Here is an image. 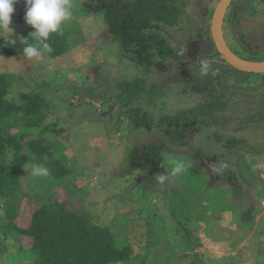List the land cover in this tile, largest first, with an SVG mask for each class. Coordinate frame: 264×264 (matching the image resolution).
<instances>
[{
    "label": "rangeland",
    "instance_id": "1",
    "mask_svg": "<svg viewBox=\"0 0 264 264\" xmlns=\"http://www.w3.org/2000/svg\"><path fill=\"white\" fill-rule=\"evenodd\" d=\"M85 1L49 0L44 6L35 4L36 0H0V37L40 24L67 29L72 44L68 52L52 60L34 50L0 57V72L14 77L9 99L18 100L21 93L34 90L50 101L51 115L30 130L25 141L46 137L54 157L67 170L56 179L36 162L25 165L19 179L29 196L20 199L17 225L26 228L34 206L54 196L68 201L69 208L86 212L93 222L109 226L120 243L133 247V259L116 264H264V121L248 123L264 113V79H259L264 74H242L250 79L245 84L238 81L241 75L221 73L222 62L215 53L206 55L195 66L200 71L209 67L203 72L223 91H244L237 104L212 117L215 124L203 132L180 134L185 146L170 143L165 136L171 131L168 127L163 126V132L133 130L129 115L124 116L107 97L120 76L133 79L135 74L122 68L119 44L107 36L102 17L84 14ZM218 2L204 3L201 21L211 24ZM224 30L228 45L239 57L262 58L264 0H234ZM184 34L171 31L169 38L181 41L192 35ZM204 40L199 39L203 48ZM180 85L172 86L170 98L158 102L168 119L201 100V94L193 93H201V84L188 92L192 96H182ZM143 108L154 109L157 117L164 114L146 103ZM249 110L252 115L245 120ZM215 132L246 140V147L228 154L223 169L235 172L236 186L219 180L218 164L204 159L223 143L210 137ZM157 138L160 143L165 140L161 164L133 169L128 159L131 150L159 142ZM11 156L9 151L6 166ZM5 210L6 198L0 197V228L7 223ZM31 244L27 238H6L0 229V264H31L32 257L26 254Z\"/></svg>",
    "mask_w": 264,
    "mask_h": 264
},
{
    "label": "trees",
    "instance_id": "2",
    "mask_svg": "<svg viewBox=\"0 0 264 264\" xmlns=\"http://www.w3.org/2000/svg\"><path fill=\"white\" fill-rule=\"evenodd\" d=\"M47 1L49 0H36L35 4L44 3L45 6ZM210 2L211 0H86L81 6L86 16L102 17L107 36L119 44L122 68L127 74H135L133 79L127 75L120 76L114 92L107 97L110 102L116 103L124 116L129 115L133 130L143 128L163 132L168 127L171 131L165 136L170 143L185 146L187 144L180 139V134L198 130L203 132L204 127H212L215 124L214 117L227 111L244 96V91L240 88L223 91L222 85L209 82L210 79L205 74L207 72H203L209 67L205 65L200 71L198 65L195 66L206 55L215 53L217 56L210 21H201L202 9L206 7L204 3L209 5ZM233 17L231 13L229 19L232 20ZM66 30L59 26L29 25L17 33L0 37V57L13 58L34 50L48 59H57L72 48L69 32ZM171 31L184 36V33L192 35L187 40L173 41L169 38ZM202 38H205L204 42L207 41L204 48L199 44V39ZM219 59L222 64L218 69L223 70L221 73L225 77L228 73H236L242 77L238 81L249 84L250 79L243 78L242 74L259 75L240 72L220 57ZM249 61H264V56ZM13 82V76L0 72V197L6 198L7 221L0 228L3 234L6 238L17 241L23 238L32 241L31 247L26 249V254L32 257L31 264H116L131 261L134 257L133 247L122 241L120 243L109 226L93 222L89 214L69 208L68 201H59L54 196L34 206L31 221L26 228L15 222L20 199L29 196L23 192L19 179L25 165L36 162L56 179L65 175L67 170L54 157L52 146L46 137L25 141L28 132L39 128L51 115L47 96L29 90L21 93L18 100L9 99ZM179 84L182 85L181 88L178 87L182 90V96L184 93L190 96L188 92L196 90L194 87L198 88V84H201V93L198 90L193 92L201 94V100L192 108L180 110L172 115L173 118L168 119L166 110L158 102L162 97L170 98L167 96L168 92L172 86L177 87ZM105 101L106 99L99 102L100 107ZM143 103L159 108L165 115L157 117L156 111L145 110ZM248 113L250 115L246 113L243 116L245 120L252 115V111L249 110ZM258 117L249 119L248 123L264 121V113L259 112ZM13 129H18V132L12 134ZM210 137L223 143L218 148L213 142L217 148L215 153L205 155L204 159L218 164L219 180L236 186L235 172L231 170L227 173L223 169L230 159L228 154L244 145L246 147V140L219 132ZM207 139H210L209 136ZM164 143L155 140L131 150L128 158L131 167L140 170L160 165ZM202 150H199L200 154ZM9 151L12 160L6 166ZM177 231L181 232L179 229Z\"/></svg>",
    "mask_w": 264,
    "mask_h": 264
},
{
    "label": "water",
    "instance_id": "3",
    "mask_svg": "<svg viewBox=\"0 0 264 264\" xmlns=\"http://www.w3.org/2000/svg\"><path fill=\"white\" fill-rule=\"evenodd\" d=\"M234 0H219L211 20V36L217 56L234 69L253 74H264V61H249L239 57L228 45L225 37V17Z\"/></svg>",
    "mask_w": 264,
    "mask_h": 264
}]
</instances>
